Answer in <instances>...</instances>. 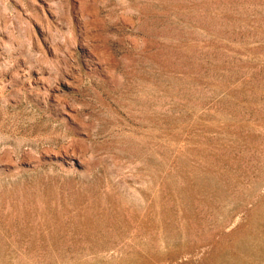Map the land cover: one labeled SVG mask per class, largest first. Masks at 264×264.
<instances>
[{"label": "rangeland", "instance_id": "rangeland-1", "mask_svg": "<svg viewBox=\"0 0 264 264\" xmlns=\"http://www.w3.org/2000/svg\"><path fill=\"white\" fill-rule=\"evenodd\" d=\"M0 264H264V0H0Z\"/></svg>", "mask_w": 264, "mask_h": 264}]
</instances>
